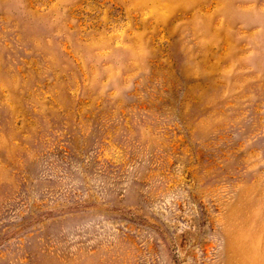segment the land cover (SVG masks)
<instances>
[{"label": "rangeland", "instance_id": "rangeland-1", "mask_svg": "<svg viewBox=\"0 0 264 264\" xmlns=\"http://www.w3.org/2000/svg\"><path fill=\"white\" fill-rule=\"evenodd\" d=\"M0 264H264V0H0Z\"/></svg>", "mask_w": 264, "mask_h": 264}]
</instances>
